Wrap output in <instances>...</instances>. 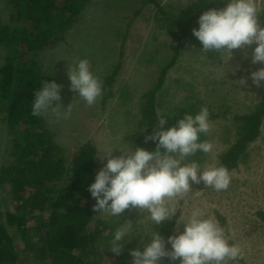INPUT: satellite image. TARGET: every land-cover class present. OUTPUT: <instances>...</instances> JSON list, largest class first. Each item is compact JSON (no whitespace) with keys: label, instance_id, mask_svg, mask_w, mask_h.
<instances>
[{"label":"rangeland","instance_id":"374dc122","mask_svg":"<svg viewBox=\"0 0 264 264\" xmlns=\"http://www.w3.org/2000/svg\"><path fill=\"white\" fill-rule=\"evenodd\" d=\"M158 1L161 8L175 12L195 0ZM215 3L219 8L224 0H215ZM136 11L137 15L134 14ZM9 12L6 0H0V18L6 23ZM157 14V6L143 5L141 0H92L80 22L66 34L64 41L40 52L38 59L48 81L56 80L62 86L61 110L67 111L69 109L65 108L70 106L67 119H56L51 114L44 117L46 127L55 134V140L65 151L66 165L73 160L81 145L92 141L98 149L100 170L107 162L102 152L115 147H131V137H145L151 133L142 124L141 97L155 85L159 76L158 65L173 58L176 44L175 35L172 36L162 27L164 22L157 19ZM193 22L199 26L198 19ZM200 46V42L194 45L190 40L184 41L174 66L166 75L161 91L165 96L160 98L164 103L158 108V113H169L168 110L183 101L190 89L194 90L202 100L201 106H207L210 112L217 115L211 119L212 131L208 135L214 149L206 155L205 162L217 165L219 154L230 145L222 140L226 127L231 126L234 130L231 119L235 115L250 112L264 96V86L257 88L250 79L247 85H240L239 80L249 78L252 71L264 65L251 63V48L234 50L228 60L227 54L221 58L218 54L203 53L199 51ZM245 52L248 53L247 57ZM5 53L4 46L0 45V66L4 62ZM83 58L90 61L92 71L102 82L119 62L122 63L113 87L114 96L104 102L102 96L92 108L86 107L78 94L71 90L67 75L68 65ZM122 96L128 98L124 100ZM225 111L226 114H221ZM5 115L0 109V165L8 158L11 144L6 124L2 120ZM230 139L232 142L233 133ZM249 151L250 161L230 171L232 182L228 190L217 192L204 188L203 184L193 185V191L183 197L182 206L185 215L196 208H206L217 220V213L224 216L230 228L229 239L245 249L244 264H264V124L261 136L250 144ZM120 154L119 149H114L113 155ZM10 197L9 191L0 186V212L6 214L7 211L15 210L13 203L8 204ZM91 203L94 207L96 200L93 199ZM94 214L99 218L97 211L94 210ZM145 215L133 209L125 212V219H114L116 223L128 219L130 223L136 224ZM177 215L179 217V211ZM102 222L106 228L97 223L92 226L93 241L89 245L88 259L90 264H110L107 258L109 250L106 248L115 225ZM141 227L148 230L151 225L145 220ZM183 228V222H176V234L183 231ZM168 236L169 233L163 235L165 240ZM147 242L148 238L145 237L144 243ZM128 244L130 249L142 247L140 236L133 234ZM16 246L19 250L24 247L19 240ZM28 258L23 254L22 260L26 259L23 264L33 262V259ZM127 260L131 264L132 257L129 255Z\"/></svg>","mask_w":264,"mask_h":264},{"label":"trees","instance_id":"16d2710c","mask_svg":"<svg viewBox=\"0 0 264 264\" xmlns=\"http://www.w3.org/2000/svg\"><path fill=\"white\" fill-rule=\"evenodd\" d=\"M6 2L10 11L9 20L6 23L0 18V45L6 50L0 66V109L6 113L2 120L11 144L8 158L0 165V186L9 191L11 197L8 204L13 203L15 210L6 214L0 212V264H17L19 261L23 264L26 261L22 260L23 254L33 259L31 264H40L39 261L41 264H90L92 226L97 223L106 228L94 214L93 198L88 191L99 171L98 149L92 141H87L66 165L67 156L61 144L46 127L44 117L37 119L31 116L30 104L40 86L38 83L48 80L38 59L40 52L64 41L66 34L80 22L92 0ZM141 2L157 6V19L160 18L164 22L162 27L176 37L173 58L158 65L159 76L155 85L141 97L142 124L147 126L148 132H152L158 124V108L164 103L160 98L165 94L161 91L169 69L174 66L184 41L190 40L194 45L199 42L193 35V29L198 27L193 20L204 11L218 7L215 0H195L174 12L161 8L158 0ZM121 67L119 62L104 77L103 102L114 96L113 87ZM189 91L183 101L164 114L167 118L165 127L176 123L187 111L195 113L200 109L202 100L194 90ZM127 98L122 96L124 100ZM210 113L211 119L217 117ZM231 121L234 130L231 126L226 127L222 140L230 145L219 154L216 165H224L229 171L250 161L249 146L262 134L264 96L250 112L235 115ZM232 133L234 139L231 142ZM144 138L131 137V147L154 151L156 143H145ZM206 139L209 140L208 136ZM197 158L202 164L207 160L205 155H198ZM217 216L221 225L227 226L225 217L219 213ZM177 218L178 215L159 227L162 236L164 233L176 234ZM18 240L24 245L20 250L16 246ZM129 249L127 243L120 255L109 251L107 258L110 264H129ZM163 264H169L168 260H164Z\"/></svg>","mask_w":264,"mask_h":264},{"label":"clouds","instance_id":"9594fccd","mask_svg":"<svg viewBox=\"0 0 264 264\" xmlns=\"http://www.w3.org/2000/svg\"><path fill=\"white\" fill-rule=\"evenodd\" d=\"M198 25L193 35L201 44L199 51L221 58L227 54L229 60L234 50L251 48V63L264 65V0H224V7L204 11ZM67 75L71 90L86 107H94L104 94V85L92 71L90 61L74 60L67 67ZM249 79L257 88L264 86V67L239 80L240 85H247ZM38 84L30 104L31 116L40 119L51 114L56 119H67L70 106L65 108L67 111L61 110V84L56 80H41ZM157 120L158 126L144 138L145 143H156L154 151L132 145L102 152L107 162L88 186L99 219L115 225L106 250L120 255L137 234L142 247L130 249L131 264H163L165 259L169 264H244L245 249L229 239V227L221 225L206 208L185 215L182 206L183 197L193 191V185L203 184L204 188L221 192L228 190L232 182L226 166L202 164L197 158L214 149L206 139L212 131L209 108L187 111L170 127H165V115L158 114ZM114 149L121 154L113 155ZM133 209L146 215L136 224L128 219L116 223V219L125 217L126 210ZM178 211L177 222L184 223L183 231L165 240L159 227L176 217ZM145 220L151 225L148 230L141 227Z\"/></svg>","mask_w":264,"mask_h":264}]
</instances>
